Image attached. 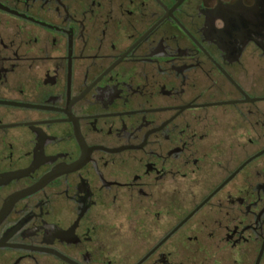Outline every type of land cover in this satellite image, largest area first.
<instances>
[{
	"label": "flooded vegetation",
	"instance_id": "flooded-vegetation-1",
	"mask_svg": "<svg viewBox=\"0 0 264 264\" xmlns=\"http://www.w3.org/2000/svg\"><path fill=\"white\" fill-rule=\"evenodd\" d=\"M0 264H264V0H0Z\"/></svg>",
	"mask_w": 264,
	"mask_h": 264
}]
</instances>
